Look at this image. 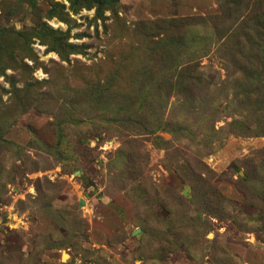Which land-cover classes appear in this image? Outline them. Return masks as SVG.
Returning a JSON list of instances; mask_svg holds the SVG:
<instances>
[{"label": "rangeland", "instance_id": "374dc122", "mask_svg": "<svg viewBox=\"0 0 264 264\" xmlns=\"http://www.w3.org/2000/svg\"><path fill=\"white\" fill-rule=\"evenodd\" d=\"M0 264H264V0H0Z\"/></svg>", "mask_w": 264, "mask_h": 264}, {"label": "trees", "instance_id": "16d2710c", "mask_svg": "<svg viewBox=\"0 0 264 264\" xmlns=\"http://www.w3.org/2000/svg\"><path fill=\"white\" fill-rule=\"evenodd\" d=\"M211 21L213 22L215 28H216V26H218L220 24L223 25V23L225 22L224 17L223 18L220 17L219 20L218 19L214 20V19L211 18ZM193 23L196 24V22H187L185 20H180L178 25H176V24H174L172 22L171 23L165 22V29H166V25L172 26L173 28H176V29H185L186 27H189L190 25H193ZM158 26H162V25L158 24ZM155 27H157V25H155ZM216 30H217V34L216 35L220 36L221 33H223V31H225V28H221V29L217 28ZM186 34H187V31L184 30L182 32V34H180L176 38H174L173 36L165 34V38H161V39H159L157 41H153V38H151V37H149L148 39L150 40L149 42L153 43V45L161 44V46L165 48V53H163L162 56L160 57V60H161L164 56H166V54H167L166 58H169L168 56H170V54L167 52L169 47H171L173 45H177V44L186 45ZM195 38H196L195 36L191 37L190 41L194 42ZM205 39H206V37H202V41L205 40ZM258 46H259V44H258ZM259 54H260V49L258 48V49H256V54H255L256 57H258ZM186 76L188 77L187 81H189V82L192 81L191 83L196 86L197 90L200 89L199 85L201 83V76L194 75V72H192L190 74L188 73ZM185 88L188 91V90L193 89V86H191L190 84H186ZM188 95H192V93H189ZM195 103H196V97L192 96L191 100H190V104L188 106L195 107Z\"/></svg>", "mask_w": 264, "mask_h": 264}, {"label": "water", "instance_id": "95a60500", "mask_svg": "<svg viewBox=\"0 0 264 264\" xmlns=\"http://www.w3.org/2000/svg\"><path fill=\"white\" fill-rule=\"evenodd\" d=\"M183 193L186 194V188L184 189ZM136 232H139V230H135L134 234H136Z\"/></svg>", "mask_w": 264, "mask_h": 264}, {"label": "bare ground", "instance_id": "6f19581e", "mask_svg": "<svg viewBox=\"0 0 264 264\" xmlns=\"http://www.w3.org/2000/svg\"><path fill=\"white\" fill-rule=\"evenodd\" d=\"M63 259H64V256H63Z\"/></svg>", "mask_w": 264, "mask_h": 264}]
</instances>
